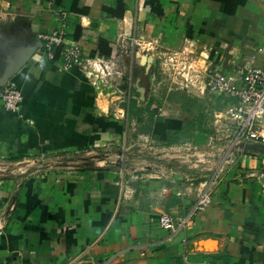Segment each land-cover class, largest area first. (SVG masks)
Instances as JSON below:
<instances>
[{
	"label": "crops",
	"instance_id": "1",
	"mask_svg": "<svg viewBox=\"0 0 264 264\" xmlns=\"http://www.w3.org/2000/svg\"><path fill=\"white\" fill-rule=\"evenodd\" d=\"M78 29L82 56L113 60L123 88L94 86L79 68L39 54L41 36L57 31L72 39ZM0 48L10 53L0 57V76L11 69L9 80L23 95L17 113L0 104V163L23 170L75 160L80 149L112 138L125 145L122 116L110 117L121 109L109 96L128 88L144 101L141 77L125 81L132 68L153 70L177 53L198 59V79L209 69L239 84L245 68L264 66V0H0ZM184 119L174 104L153 132L162 140ZM248 171L264 173V144L231 150L204 189L211 205L198 212L199 193L188 196L177 183L158 181L128 196L111 176L116 170L0 174V264H264V178L247 179ZM161 214L172 218L174 232L160 228Z\"/></svg>",
	"mask_w": 264,
	"mask_h": 264
},
{
	"label": "rangeland",
	"instance_id": "2",
	"mask_svg": "<svg viewBox=\"0 0 264 264\" xmlns=\"http://www.w3.org/2000/svg\"><path fill=\"white\" fill-rule=\"evenodd\" d=\"M1 49L0 57L7 59L10 53L5 50L1 53ZM38 50L41 54L42 48L39 47ZM195 60L158 59L153 70L150 67L145 69V66L131 69V75L125 81L134 83V77H141L142 85L148 89V94L144 93L146 95L144 101L138 103L135 92L133 99L130 93L128 96V88L122 95L114 92L111 97L109 96L121 109L114 111L110 117L113 118L116 114L122 116L120 119L123 120L125 129L121 131L125 145L116 143L112 138L92 149L88 147L80 149L75 160L66 159L67 156L63 155L65 157L45 163L23 165V170H18L19 166L1 162L0 174L8 173L7 176L14 178L24 169L37 167L48 171L72 170L78 167L108 169L112 172L116 170L118 174L114 173L111 176L127 186L128 196L134 195L138 189L141 190V186L166 181L177 183V188L186 189L188 196L193 197L199 193L196 200L198 201L205 192L204 189H208L209 184L213 182L218 168H221L231 150L237 145L253 140L246 136L239 141L236 140L238 128L227 119L229 106L207 87L209 69L204 77L198 79L195 66L198 64ZM200 63L203 65L202 60ZM152 74L154 79L151 78ZM3 75L4 73L0 79ZM116 79L114 77L110 80V85L103 83L99 84V87L110 88L113 91H116L114 87L123 88L122 84H116ZM174 104L181 109L185 121L177 129L168 130L165 138L160 140L159 134L157 136L153 132L154 122L163 120ZM13 168L16 172H11ZM154 168L156 171L151 170ZM164 169H173V174H164Z\"/></svg>",
	"mask_w": 264,
	"mask_h": 264
},
{
	"label": "built area",
	"instance_id": "3",
	"mask_svg": "<svg viewBox=\"0 0 264 264\" xmlns=\"http://www.w3.org/2000/svg\"><path fill=\"white\" fill-rule=\"evenodd\" d=\"M40 38L44 41L41 52L47 61L58 63L67 70L79 68L94 86L103 83L108 85L110 80L120 75L113 60L83 57L82 49L77 43L62 46L63 37L57 31ZM131 46L139 48L140 44L133 40ZM57 49L60 50L56 54ZM187 57L177 53L174 55V59L187 60L189 59ZM206 85L226 100L230 108L227 111V119L238 128L236 140L239 141L246 136L249 140L264 143V66L245 68L241 73L239 84H233L221 72H210ZM22 102L23 95L13 82L0 85V104L5 111L19 112ZM245 177L258 182L264 178V173L248 171ZM262 188L264 189V185ZM211 203L210 195L204 192L195 202L193 211H203ZM158 223L161 229L175 231L173 220L167 214H161Z\"/></svg>",
	"mask_w": 264,
	"mask_h": 264
},
{
	"label": "trees",
	"instance_id": "4",
	"mask_svg": "<svg viewBox=\"0 0 264 264\" xmlns=\"http://www.w3.org/2000/svg\"><path fill=\"white\" fill-rule=\"evenodd\" d=\"M59 3H60V0H55V4L56 5H58ZM119 8L120 9L123 8L121 1L118 4V10H119ZM78 35H79V29H78L77 33L75 34V36L72 39H64L63 38L62 46L76 44L77 43L76 41H77ZM101 45H103V41H99V43H98V48L100 50H101ZM59 50L60 49H57L56 54L59 52ZM109 52H110V50L106 51L105 54H104V56H108L109 55ZM158 121H160V120H158Z\"/></svg>",
	"mask_w": 264,
	"mask_h": 264
},
{
	"label": "water",
	"instance_id": "5",
	"mask_svg": "<svg viewBox=\"0 0 264 264\" xmlns=\"http://www.w3.org/2000/svg\"><path fill=\"white\" fill-rule=\"evenodd\" d=\"M142 60L144 61V63H148V64L151 61L150 58H145V57H143ZM11 74H12L11 69H8V71H6L4 75L2 76V78L0 79V85H4L11 77ZM139 92L142 93L143 91L141 90Z\"/></svg>",
	"mask_w": 264,
	"mask_h": 264
}]
</instances>
